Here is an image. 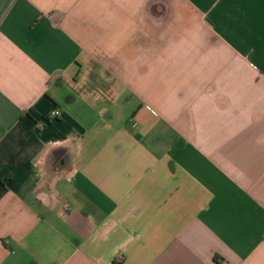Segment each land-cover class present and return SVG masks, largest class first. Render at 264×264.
<instances>
[{"label": "crops", "instance_id": "crops-1", "mask_svg": "<svg viewBox=\"0 0 264 264\" xmlns=\"http://www.w3.org/2000/svg\"><path fill=\"white\" fill-rule=\"evenodd\" d=\"M0 264H264V0H0Z\"/></svg>", "mask_w": 264, "mask_h": 264}, {"label": "built area", "instance_id": "built-area-1", "mask_svg": "<svg viewBox=\"0 0 264 264\" xmlns=\"http://www.w3.org/2000/svg\"><path fill=\"white\" fill-rule=\"evenodd\" d=\"M61 116V111L58 109H55L54 111L51 112V118L57 119Z\"/></svg>", "mask_w": 264, "mask_h": 264}]
</instances>
